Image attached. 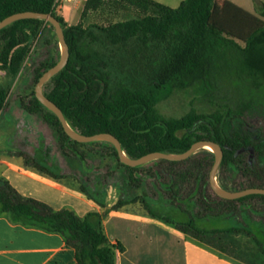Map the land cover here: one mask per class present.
I'll return each instance as SVG.
<instances>
[{
  "label": "trees",
  "instance_id": "trees-1",
  "mask_svg": "<svg viewBox=\"0 0 264 264\" xmlns=\"http://www.w3.org/2000/svg\"><path fill=\"white\" fill-rule=\"evenodd\" d=\"M104 1L87 0L84 15L97 11ZM123 1L144 9L155 7L158 11L104 28L112 35L111 43L127 44L134 39L144 45L149 41L158 42L163 47L160 59L153 62L159 69L157 84L160 87L174 84L181 89L193 90L207 105V111L193 109L182 117L168 118L158 111L156 95L128 89H119L112 94L103 70L106 67L104 60L99 59L98 54L85 53L80 48L87 30L79 25L68 26L56 13V0H0V22L26 11L51 13L61 22L70 60L51 79L53 88L46 95L63 111L74 130L88 136L113 134L126 155L133 159L151 152L181 154L197 141H214L224 151L220 171L229 169L247 179L236 191L264 188V129L258 122L264 110L250 95L264 86V8L258 16L232 3L220 8L217 0H184L176 8L152 0ZM44 24L42 20L26 19L0 31L2 69L13 75L20 72L30 42L40 34ZM57 63L49 64L45 72ZM7 96L8 91L0 88V112L6 106ZM22 105L31 114L44 113L45 121L61 135L64 153L85 157L83 152L77 153L76 147L91 143L71 139L59 118L41 104L35 93ZM111 148L120 165L131 170L139 168L123 164L112 144ZM214 162V153L208 149H201L184 161L157 160V171L167 186L168 197L187 220L176 219L177 215L172 212L164 213V210L143 202L150 217L198 240L209 233L247 232L251 235L246 228L230 227L210 232L199 225L204 220L235 217L236 205L252 198H257L264 209V195H250L238 200H226L216 195L210 186ZM26 163L56 181L61 178L53 168L33 157H27ZM150 176L156 178L157 174L153 172ZM79 191L105 210L89 212L84 217L71 208L54 210L41 201L22 196L0 175V211L9 213L14 221L25 226L60 234L66 244L75 249L79 264H117L118 253L124 252L125 247L119 241H110L104 221L112 211H119L122 204L109 208L104 200L88 194L84 188Z\"/></svg>",
  "mask_w": 264,
  "mask_h": 264
},
{
  "label": "rangeland",
  "instance_id": "rangeland-1",
  "mask_svg": "<svg viewBox=\"0 0 264 264\" xmlns=\"http://www.w3.org/2000/svg\"><path fill=\"white\" fill-rule=\"evenodd\" d=\"M86 1L56 0V13L66 20L68 26L79 25L87 30L80 48L85 53H96L99 59L104 60L106 67L103 70L107 74L112 94L119 89H128L156 95L159 100L158 111L168 118L182 117L193 109L198 112L207 111V105L193 90L181 89L174 84L166 87L157 84L159 69L153 62L160 59L162 45L156 41L144 45L136 39L127 44L113 45L112 35L104 30L116 23L155 14L158 11L155 7L144 9L123 0H105L97 11L84 15ZM152 1L176 8L184 0ZM261 15L262 12H259L258 16ZM61 55L62 46L55 28L45 22L40 34L32 38L29 53L18 74L13 75L2 69L0 63V88L8 91L6 106L0 112V165H4L3 160H15L31 167L27 166L26 158L33 157L53 168L61 177L58 182L78 191L84 188L88 194L104 200L109 208L122 204L118 212L146 213L143 202H147L175 214L177 210L168 197L167 186L157 171L159 165L156 161L139 166L136 170L128 169L119 164L111 144L106 141L76 147L77 153L83 152L85 157L64 153L60 144L61 135L45 121L44 113L31 114L23 108V101H29L35 93L40 76L49 64L58 62ZM52 88L53 82L47 81L43 87L45 94L50 93ZM244 95L247 96L246 92ZM250 95L264 110V86L260 91H252ZM261 115L263 117H259L258 122L264 129V114ZM153 172H156V178L150 176ZM217 179L219 185L222 183L234 191L242 188L241 183L247 180L240 173L229 169H219ZM236 206L238 212L235 217L217 222L204 220L199 225L224 229L246 228L251 235L247 232L212 233L211 237L204 238L226 251L234 245L240 248L242 245L255 247L259 245L258 241L264 243V209L261 202L252 198ZM104 210L101 208L100 212Z\"/></svg>",
  "mask_w": 264,
  "mask_h": 264
},
{
  "label": "crops",
  "instance_id": "crops-1",
  "mask_svg": "<svg viewBox=\"0 0 264 264\" xmlns=\"http://www.w3.org/2000/svg\"><path fill=\"white\" fill-rule=\"evenodd\" d=\"M220 8L232 3L258 15L264 0H217ZM1 162V161H0ZM0 175L24 197L41 201L54 210L73 209L84 217L101 208L85 194L45 176L23 162L3 160ZM163 210V208L156 206ZM169 210V209H168ZM164 210L165 212H169ZM177 213V214H176ZM176 219L187 220L181 211ZM181 215H184L182 217ZM220 220H212L217 222ZM210 232L223 227H207ZM106 235L112 243L121 242L125 251L118 253L117 264H264V243L232 246L226 249L198 240L146 213L112 211L104 221ZM209 233L207 237H211ZM245 241H248L245 238ZM0 264H79L76 251L60 234L14 221L0 211Z\"/></svg>",
  "mask_w": 264,
  "mask_h": 264
},
{
  "label": "water",
  "instance_id": "water-1",
  "mask_svg": "<svg viewBox=\"0 0 264 264\" xmlns=\"http://www.w3.org/2000/svg\"><path fill=\"white\" fill-rule=\"evenodd\" d=\"M26 19H36V20H42V21L50 23L55 28L57 37L62 46L61 59L58 61V63L55 66L47 70L40 77L37 83L36 89H35V95H36V98L41 102L43 106H45L48 110L53 112L59 118L65 133L71 139L79 143H93L96 141L109 142L116 148L120 161L123 164L130 166V167H139L148 162L157 161V160L184 161L190 158L197 151L201 149L210 150L209 147H211L212 150L210 151L214 153L215 162L210 172V186L216 195L226 200H238L240 198H244L250 195H264V188H247V189L240 190V191H228V190L223 189L219 185L217 174H218V171L221 167V164L224 158V151L221 145L214 141H209V140L197 141L191 146V148L188 151L181 153V154L151 152L140 158L133 159V158H129L126 155V153L123 150L121 142L113 134L99 133V134H95L92 136H88V135H84L74 130L70 126L63 111L45 94L44 89H43L44 84L47 81L51 80L54 76L59 74L67 66L70 60V49H69V46L65 38L64 29L62 27V24L51 13L26 11V12H20V13L13 14L5 18L4 20H2L0 22V31L12 25L13 23L17 21L26 20Z\"/></svg>",
  "mask_w": 264,
  "mask_h": 264
},
{
  "label": "bare ground",
  "instance_id": "bare-ground-1",
  "mask_svg": "<svg viewBox=\"0 0 264 264\" xmlns=\"http://www.w3.org/2000/svg\"><path fill=\"white\" fill-rule=\"evenodd\" d=\"M209 149H210V150H212V148H211V147H209Z\"/></svg>",
  "mask_w": 264,
  "mask_h": 264
}]
</instances>
